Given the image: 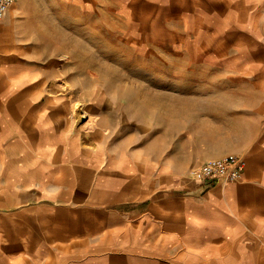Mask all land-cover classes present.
<instances>
[{"label": "crops", "instance_id": "obj_1", "mask_svg": "<svg viewBox=\"0 0 264 264\" xmlns=\"http://www.w3.org/2000/svg\"><path fill=\"white\" fill-rule=\"evenodd\" d=\"M102 2L106 10L139 12L133 15L140 22L214 43L206 54L224 60L217 71L238 82L203 84L195 118L201 145L187 153L198 155L195 162L237 155L246 168L236 181H198L190 174L195 165L130 158L124 143L116 168L102 143L83 146L76 128L44 99L45 84L13 87L18 66L6 59L0 264H264V0ZM6 16L2 22H17ZM51 26L62 25L32 30L50 41Z\"/></svg>", "mask_w": 264, "mask_h": 264}, {"label": "rangeland", "instance_id": "obj_2", "mask_svg": "<svg viewBox=\"0 0 264 264\" xmlns=\"http://www.w3.org/2000/svg\"><path fill=\"white\" fill-rule=\"evenodd\" d=\"M95 2L92 5L91 0H86L83 5L79 0H20L6 16H13L17 22H2L5 17L0 20L1 25L9 24L0 28V39L14 42L11 54L25 58L28 70L45 68L50 59L56 61L50 64L44 99L56 95L65 103L62 117L70 126V94L64 93L63 74L56 70L63 68L70 82L75 81L76 63L94 71V75L82 77L97 91L81 95V114L72 127L83 146L88 147L92 140L102 143L104 156H112L116 168L117 159L122 157L120 143L127 144L130 158L144 154L157 157L156 161H180L187 168L207 161L208 158L195 162L198 155L187 153L201 145L198 126L202 123L195 118L202 114L198 105L203 102V84L238 82V76L217 71L224 60L208 57L205 46L215 45L201 41L206 37L200 33L194 41V37L179 36L161 22H140L133 15L139 12L116 7L106 10L102 0ZM43 23L62 25L51 26L50 41L32 30ZM188 23L187 29L193 32V22ZM59 28L65 30L61 35ZM75 38L80 42L73 41ZM61 39L68 41L60 42ZM21 44L27 56L23 50L18 52ZM67 51L76 55L74 60L69 61ZM78 90V94L83 92ZM171 106L172 119L168 115ZM84 111L95 116L93 124H84L89 120ZM38 223L36 220V227Z\"/></svg>", "mask_w": 264, "mask_h": 264}, {"label": "bare ground", "instance_id": "obj_3", "mask_svg": "<svg viewBox=\"0 0 264 264\" xmlns=\"http://www.w3.org/2000/svg\"><path fill=\"white\" fill-rule=\"evenodd\" d=\"M58 30H57V32H59L60 35L64 33V31L61 28H59ZM79 31H83V29H80ZM73 41H79V40L76 39V40H73ZM12 46H14V42L12 40H10V39H4V38L0 39V87H3V86H5L8 83V81L5 80L6 79L7 72H4V73L2 72V64L1 63L5 59H10V58L12 60H14L15 62H17L16 64L18 66L17 69H16V67L13 68V72L15 71L14 73L17 76V77H15L12 80V83L11 84H12L13 87H18L20 85H24V84H27L29 82H33V81H36V80H39L41 82V85H44V84L47 85V83H49V81H50V73H51V71H50V69H51L50 64L51 63H55L56 61L50 59V62L48 61V63H46V65L44 66L45 68L28 70V63L25 62V60H26L25 58L22 59V58H20V56H17V58H16L14 55L11 54V50L13 49ZM23 49H24V46L21 44L19 46V51L18 52L21 53V51ZM67 52L69 53V54L67 53V55H68L67 57L69 58V61L71 59L74 60V58L76 57V55L75 54H70L69 51H67ZM2 54H4L5 56H3ZM24 54H25V52H24ZM74 68H75V81H73V82H70L68 80V78H69L70 75H68L66 72L63 73L64 72L63 68L62 69H59V70H56V73L63 74L62 83L61 84H63L62 87H63L64 93H66V95L67 94H70L69 107H70V114L71 115L70 116L68 115V116L70 118L69 119L70 120V123H72L73 126H75V120L78 119L80 117V114H81L79 112V110H78L79 109V106H80L79 105V102H80L81 95H83V93L88 94L91 91H97L96 90L97 88L94 89L93 86H90L89 84L86 83L87 78L82 77V75H84V74L94 75V71L93 70H87L88 69L87 66L84 67V66L79 65L77 63L75 64V67ZM13 72H11V73H13ZM8 74H9V72H8ZM39 76H42V77H39ZM88 78H89V76H88ZM78 88L81 89V90H83V92L81 94H78L79 92L76 93V91H79ZM60 92L62 93V91H60ZM49 102H51L52 105L53 104L56 105L57 108L60 109V114H62L63 107L65 106V103L64 102H61V100L59 99V97H57L56 95H50L49 96ZM52 105H51V107H52ZM84 112L89 117V120L87 122H85L84 124L85 125H87V124H93L94 120H96L95 119V116H93L92 113H89V112H86V111H84ZM93 146H94V144H93Z\"/></svg>", "mask_w": 264, "mask_h": 264}, {"label": "built area", "instance_id": "obj_4", "mask_svg": "<svg viewBox=\"0 0 264 264\" xmlns=\"http://www.w3.org/2000/svg\"><path fill=\"white\" fill-rule=\"evenodd\" d=\"M16 0H0V20L8 13L10 7ZM246 160L237 155H224L210 158L206 162L190 170L194 180L213 182L225 179L230 181L239 180L246 168Z\"/></svg>", "mask_w": 264, "mask_h": 264}]
</instances>
